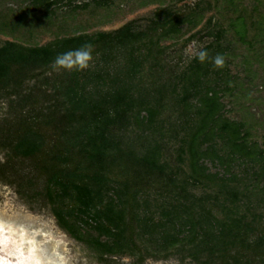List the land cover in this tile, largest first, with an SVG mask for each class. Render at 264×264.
<instances>
[{"label": "trees", "instance_id": "trees-1", "mask_svg": "<svg viewBox=\"0 0 264 264\" xmlns=\"http://www.w3.org/2000/svg\"><path fill=\"white\" fill-rule=\"evenodd\" d=\"M17 1L0 0V32L24 38L0 41V99L10 101L0 180L102 260L264 264V115L257 138L240 100L249 87L232 69L243 47L244 70L264 72V0ZM44 31L53 38L33 40ZM202 31L208 60L166 59ZM85 43L88 68L53 70L57 54ZM232 96L240 117L228 114Z\"/></svg>", "mask_w": 264, "mask_h": 264}, {"label": "rangeland", "instance_id": "rangeland-1", "mask_svg": "<svg viewBox=\"0 0 264 264\" xmlns=\"http://www.w3.org/2000/svg\"><path fill=\"white\" fill-rule=\"evenodd\" d=\"M194 0H186L178 2L179 7L187 8V4H191ZM3 2V1H2ZM248 4H252L253 0H246ZM6 6L17 8V0H5ZM260 8L262 4L258 3ZM152 6L143 9H138L128 13L125 18L114 20L111 23L99 24L90 28V31L95 29H115L123 25L129 19L137 15L146 13L151 10ZM264 13V8H262ZM194 32V30L189 33ZM187 33L185 37L189 35ZM53 31H44L34 41L43 43L53 38ZM24 39L17 34H7L0 32V41L5 39ZM210 38L205 36V31H202L199 36L192 40L181 42L169 50L168 61H177L181 56L184 59H189V53L186 51L189 48L199 50ZM170 41L166 42L169 43ZM238 55L235 58L237 66L232 67L233 71L240 72L246 87H249L250 93L248 99L242 97L241 104L244 102V109L248 108L247 119L253 122L257 128V138L261 133L260 119L264 115V72H261V67L255 65L258 70L256 76L249 75L240 64L241 54H245L243 47L236 48ZM61 69H56L58 72ZM228 114L232 117H240V102H235V97H227ZM10 101L8 98L0 99V126L5 123V118L9 117ZM250 105V106H249ZM248 106V107H247ZM5 151L0 149V161L5 159ZM0 226H10L8 236V245L16 248L20 245L21 249L30 250L26 254V260L29 264H134L135 258L129 255H108L107 260H102L97 252L89 247L85 242L79 241L72 237L68 231L62 228L49 207H43L39 203H29L22 198L16 191L14 184L0 180ZM142 264H197L189 258L182 261L177 256L168 258H147Z\"/></svg>", "mask_w": 264, "mask_h": 264}, {"label": "clouds", "instance_id": "clouds-1", "mask_svg": "<svg viewBox=\"0 0 264 264\" xmlns=\"http://www.w3.org/2000/svg\"><path fill=\"white\" fill-rule=\"evenodd\" d=\"M188 51L190 58L194 57L200 63H204L209 59V54L204 49L196 50L194 48H189ZM211 59V64L214 68H223L225 63V57L223 54H217ZM92 60V45L89 43L82 44L80 47L75 49H69L65 52L56 55L52 61L53 70L64 69L71 71L73 69L77 71L84 70L88 68L89 62ZM0 264H10L9 261L0 258ZM16 264H26L23 259H18Z\"/></svg>", "mask_w": 264, "mask_h": 264}, {"label": "flooded vegetation", "instance_id": "flooded-vegetation-1", "mask_svg": "<svg viewBox=\"0 0 264 264\" xmlns=\"http://www.w3.org/2000/svg\"><path fill=\"white\" fill-rule=\"evenodd\" d=\"M9 229L10 226H0V258L3 257V259H7L10 264H16L18 255L24 254L25 259L26 254L29 253L30 250L21 249L20 245H17L16 248H12L10 245H8V236L6 235V233H10ZM25 261L27 260L25 259Z\"/></svg>", "mask_w": 264, "mask_h": 264}, {"label": "bare ground", "instance_id": "bare-ground-1", "mask_svg": "<svg viewBox=\"0 0 264 264\" xmlns=\"http://www.w3.org/2000/svg\"><path fill=\"white\" fill-rule=\"evenodd\" d=\"M2 257V256H1ZM3 258V257H2ZM18 259H23L24 261H25V259H24V254H20V255H18V257H17ZM5 260H7V259H5ZM26 262V264H28V261H25Z\"/></svg>", "mask_w": 264, "mask_h": 264}]
</instances>
